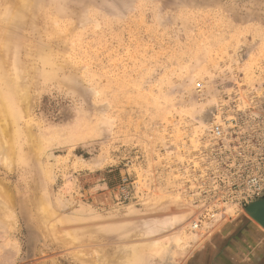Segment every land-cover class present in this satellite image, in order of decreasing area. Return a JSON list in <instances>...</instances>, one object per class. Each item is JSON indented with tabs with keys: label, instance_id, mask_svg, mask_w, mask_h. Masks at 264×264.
Masks as SVG:
<instances>
[{
	"label": "rangeland",
	"instance_id": "rangeland-1",
	"mask_svg": "<svg viewBox=\"0 0 264 264\" xmlns=\"http://www.w3.org/2000/svg\"><path fill=\"white\" fill-rule=\"evenodd\" d=\"M0 98V264H219L264 236V0H0Z\"/></svg>",
	"mask_w": 264,
	"mask_h": 264
},
{
	"label": "bare ground",
	"instance_id": "bare-ground-1",
	"mask_svg": "<svg viewBox=\"0 0 264 264\" xmlns=\"http://www.w3.org/2000/svg\"><path fill=\"white\" fill-rule=\"evenodd\" d=\"M3 25V24H2ZM14 31V30H13ZM3 64V63H2ZM1 99V98H0ZM216 108L215 106H210L208 109V112L206 114L207 118L210 119L215 114ZM9 108L6 107L3 102L0 101V134H1V150L5 153H7L10 149H12L11 145V138H10V127L12 124V117L10 116ZM13 116V115H12ZM1 190V189H0ZM2 191V190H1ZM3 193V192H2ZM40 193V192H39ZM6 195V194H5ZM37 201V200H36ZM246 212L248 215H250L254 221L257 223H264V199L257 200L251 204H249L248 208H246ZM247 215V216H248ZM251 218V219H252ZM255 222V223H256ZM261 225V224H260ZM262 226V225H261ZM263 227V226H262ZM264 228V227H263ZM259 240V239H258ZM167 243V242H166ZM165 243V244H166ZM170 243V242H169ZM168 243V244H169ZM175 245V244H174ZM166 246V245H165ZM161 248V247H160ZM170 248H163V251H161L163 258H164V264H168L165 259V255ZM173 249V248H172ZM170 251V250H169ZM160 254V253H159ZM159 256V255H158ZM161 256V255H160ZM169 256V252H168ZM162 257V256H161ZM104 259V258H103ZM170 259V258H169ZM110 260V259H109ZM95 261V260H94ZM93 261V262H94ZM118 261V260H117ZM106 263V261H105ZM98 264V263H97ZM161 264V262H160Z\"/></svg>",
	"mask_w": 264,
	"mask_h": 264
},
{
	"label": "crops",
	"instance_id": "crops-1",
	"mask_svg": "<svg viewBox=\"0 0 264 264\" xmlns=\"http://www.w3.org/2000/svg\"><path fill=\"white\" fill-rule=\"evenodd\" d=\"M244 230V231H243ZM260 231L262 229L258 228L254 225L251 221L247 222V227L245 229L237 230L236 232L239 233L238 239L229 245V251L226 254H223L221 257V264L230 263L232 262L231 258L233 257H240L245 252V247L249 246L253 242H257L258 239L264 242V236ZM234 232V231H232ZM225 233H230V231H226ZM226 242V241H225ZM229 242V241H228ZM232 258V259H233ZM219 263V264H220Z\"/></svg>",
	"mask_w": 264,
	"mask_h": 264
},
{
	"label": "built area",
	"instance_id": "built-area-1",
	"mask_svg": "<svg viewBox=\"0 0 264 264\" xmlns=\"http://www.w3.org/2000/svg\"><path fill=\"white\" fill-rule=\"evenodd\" d=\"M211 132L215 138H222L227 133V130L221 124L214 123ZM261 143L264 147V137ZM247 180L251 183V187L247 190L248 195L258 197L264 192V172L254 171L247 177Z\"/></svg>",
	"mask_w": 264,
	"mask_h": 264
},
{
	"label": "water",
	"instance_id": "water-1",
	"mask_svg": "<svg viewBox=\"0 0 264 264\" xmlns=\"http://www.w3.org/2000/svg\"><path fill=\"white\" fill-rule=\"evenodd\" d=\"M262 199H264V197L262 198ZM249 206V205H248ZM248 208V207H247ZM263 227H264V223H260Z\"/></svg>",
	"mask_w": 264,
	"mask_h": 264
}]
</instances>
